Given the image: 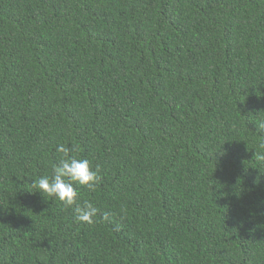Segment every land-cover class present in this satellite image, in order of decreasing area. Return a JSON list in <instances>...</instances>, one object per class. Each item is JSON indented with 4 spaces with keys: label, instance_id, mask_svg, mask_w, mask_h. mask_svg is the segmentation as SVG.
<instances>
[{
    "label": "trees",
    "instance_id": "trees-1",
    "mask_svg": "<svg viewBox=\"0 0 264 264\" xmlns=\"http://www.w3.org/2000/svg\"><path fill=\"white\" fill-rule=\"evenodd\" d=\"M259 122L264 0H0V264H264Z\"/></svg>",
    "mask_w": 264,
    "mask_h": 264
},
{
    "label": "clouds",
    "instance_id": "clouds-1",
    "mask_svg": "<svg viewBox=\"0 0 264 264\" xmlns=\"http://www.w3.org/2000/svg\"><path fill=\"white\" fill-rule=\"evenodd\" d=\"M257 126L258 129L264 130V122L257 123ZM56 151L60 154L59 163L52 166L50 176L43 175L32 180V187L35 189L32 192L39 191L44 196L54 197L65 208H71L77 222L94 223L98 209L89 200H84L82 204L78 202L80 193L75 185L95 190L103 179L100 165L93 166L89 159L78 158L74 154L78 152V147L75 145L69 148L64 144H59ZM258 158L264 160V154H259ZM106 218L107 214H105Z\"/></svg>",
    "mask_w": 264,
    "mask_h": 264
}]
</instances>
